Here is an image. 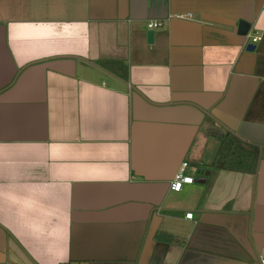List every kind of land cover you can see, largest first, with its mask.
<instances>
[{
  "label": "crops",
  "instance_id": "crops-1",
  "mask_svg": "<svg viewBox=\"0 0 264 264\" xmlns=\"http://www.w3.org/2000/svg\"><path fill=\"white\" fill-rule=\"evenodd\" d=\"M262 260L264 0H0V264Z\"/></svg>",
  "mask_w": 264,
  "mask_h": 264
},
{
  "label": "built area",
  "instance_id": "built-area-1",
  "mask_svg": "<svg viewBox=\"0 0 264 264\" xmlns=\"http://www.w3.org/2000/svg\"><path fill=\"white\" fill-rule=\"evenodd\" d=\"M191 16V15H190ZM163 26L162 22H151L147 25V29L148 30H155V29H159ZM250 37V36H248ZM261 38L259 37H254L252 39V43H257L258 41H260ZM184 167H187V164H184ZM197 179H194L192 177H188V176H180L178 178H176L174 181L171 182L170 184V189L174 192H181L184 189V186L186 185H192L196 182ZM194 214L193 213H188L186 214V218L193 220ZM261 264H264V260L261 261Z\"/></svg>",
  "mask_w": 264,
  "mask_h": 264
},
{
  "label": "water",
  "instance_id": "water-1",
  "mask_svg": "<svg viewBox=\"0 0 264 264\" xmlns=\"http://www.w3.org/2000/svg\"><path fill=\"white\" fill-rule=\"evenodd\" d=\"M251 30H252V25L250 23H247V22H244V21H240L239 27H238V33H239L240 36L248 37L249 34H251ZM147 38H148V43L152 44L153 41H154V31L153 30H149L147 32ZM256 49H257V46L254 43H248L246 45V50L248 52H254ZM208 175H209V172H206L205 176H208ZM198 182L199 183H204L205 180L204 179H199Z\"/></svg>",
  "mask_w": 264,
  "mask_h": 264
},
{
  "label": "trees",
  "instance_id": "trees-1",
  "mask_svg": "<svg viewBox=\"0 0 264 264\" xmlns=\"http://www.w3.org/2000/svg\"><path fill=\"white\" fill-rule=\"evenodd\" d=\"M220 139L222 140V148L221 151L223 153V151H225V149L229 148V145H227V141H228V136H220ZM223 158V157H222ZM221 163L217 164V169H221Z\"/></svg>",
  "mask_w": 264,
  "mask_h": 264
},
{
  "label": "rangeland",
  "instance_id": "rangeland-1",
  "mask_svg": "<svg viewBox=\"0 0 264 264\" xmlns=\"http://www.w3.org/2000/svg\"><path fill=\"white\" fill-rule=\"evenodd\" d=\"M200 175H201V174L198 173V174L196 175V176H197L196 178L200 179V178H201Z\"/></svg>",
  "mask_w": 264,
  "mask_h": 264
}]
</instances>
